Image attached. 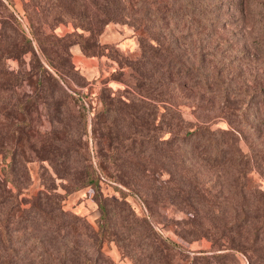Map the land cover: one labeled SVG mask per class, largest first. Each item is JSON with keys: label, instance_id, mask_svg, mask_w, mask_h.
I'll list each match as a JSON object with an SVG mask.
<instances>
[{"label": "trees", "instance_id": "obj_1", "mask_svg": "<svg viewBox=\"0 0 264 264\" xmlns=\"http://www.w3.org/2000/svg\"><path fill=\"white\" fill-rule=\"evenodd\" d=\"M22 2L13 10V0H0V154L6 165L0 175V264H116L102 251L106 240L116 241L138 264H179L180 250L153 230L148 217L138 219L126 200L104 196L102 177L134 188L150 209L166 200L196 212L188 218L193 229L183 232L215 236L225 247L251 239L249 229H240L249 218L254 222L251 214L264 201L263 188L247 186L253 170L264 178V75L244 70L242 77V53L238 49L240 57L231 56L216 34L228 30L223 2L243 14L248 0ZM256 16L251 25L259 38L245 46V58L253 61L264 55V14ZM121 20L144 26L147 35L140 37V55L128 63L129 78L119 79L125 87L100 91L95 169L85 114L79 121L71 116V129L61 117V107L77 104L69 89L82 76L70 48L79 44L88 56L102 54L98 36ZM70 22L74 32L57 34L61 23ZM192 30L205 40L196 47ZM220 43L222 57L216 53ZM10 59L18 61L17 68ZM249 76L258 89L250 90ZM178 102L193 104L197 119L186 120ZM216 116L226 120V128L212 127L209 119ZM45 121L50 127L43 128ZM75 124L83 131L79 127L76 133ZM35 161L42 166L47 161L67 181L66 190L93 187L101 213L98 230L64 208L66 195L57 191L53 173L40 169L44 188L27 194ZM201 167L217 172V180L208 184ZM164 173L166 180L160 177ZM256 195V201L250 199ZM198 212L203 215L196 220ZM186 257L185 264H216L212 257L224 264V254Z\"/></svg>", "mask_w": 264, "mask_h": 264}, {"label": "rangeland", "instance_id": "obj_2", "mask_svg": "<svg viewBox=\"0 0 264 264\" xmlns=\"http://www.w3.org/2000/svg\"><path fill=\"white\" fill-rule=\"evenodd\" d=\"M13 1L14 5L13 3L10 5L11 9L14 10L15 7H17V9L22 8V0ZM232 1L236 2L237 0ZM223 4L224 10L221 18L226 19L228 30L218 31V33H216L221 36L219 42L226 44L227 48H225V51L230 53L231 56L235 55L236 59L240 57L238 55V49L239 52L242 53L241 59H243V68H241L242 73H240L242 74V77L245 76L244 70H252L253 75H264L263 54L257 56V60L254 61L251 60V57L245 58V46L250 42L255 44L259 38V35L256 33V30L251 23L253 21L252 19L257 18L256 15L258 12L264 14V0H248L246 10L243 14L234 10L231 6L232 4L227 2H223ZM135 11L139 10L136 8ZM128 21L129 20L111 22L105 26L103 32L98 36V40L102 45V54L100 55H86L79 44H73L70 48L74 66L82 76L74 78L72 82V88L74 91L69 89V91H71V93L78 98L77 104H72L69 109L67 107L66 109L61 107V117L64 124L69 121L71 129L73 123L71 116L72 118L77 116L79 121L83 114H85L87 124L86 136H88L89 152L91 156L90 163H92L95 169H97L99 165V146L97 144L94 125H96V112L101 107V101L99 98L100 91L103 86L107 85L113 87L114 89H123L125 87L124 83L119 79L129 78V73L132 70H130L128 63L135 62L136 58L140 55V37L143 36L146 38L147 35L144 26H134L130 21ZM256 26H260V23H257ZM190 28H192V25ZM75 30L76 29L71 22L61 23L56 28V32L60 36L71 34ZM182 31L185 30L182 29ZM191 34V41L195 47L198 45L199 40H204L202 33H197L195 30H192ZM218 46L220 48L216 46V49L219 50L216 53H220V56L222 57L221 53H224V50L220 49H222L223 46H221V43L218 44ZM39 52L40 50H38V53ZM40 56L42 57L41 54ZM26 61H30V55L27 56ZM248 61L250 62L248 63ZM8 62L10 63L11 68H17L19 65L18 61L14 59H10ZM255 68H257L258 71H256ZM133 74L136 77L141 78L139 72L133 71ZM231 74L232 73H230V76ZM246 81L248 82V85L251 86L250 90L258 89V87H252L256 85L252 76H249ZM64 86L67 87L66 84H64ZM211 97H213V102L216 104L215 97ZM178 105L186 120L195 121L197 119V113L199 114V112L195 109L193 104L178 102ZM209 115L212 116L214 114L209 113ZM209 120L213 128H226L228 125L222 116H216L215 118L212 117ZM45 122L46 124L43 128L50 127L49 123L47 121ZM79 127L80 132L83 131L81 126L75 124L73 129L76 133H78ZM9 159L10 158H7V160ZM4 160L3 154H0V175L3 177L4 166H6ZM42 165L43 164L39 161H35L30 164L32 170V184L26 191L30 196L36 195L44 188L41 184V176L39 175L40 169L47 171L48 173L51 172L54 177H57L52 166H50L47 161H45V166ZM112 166L113 168L115 167L114 165ZM199 171L208 184L217 180V172L210 167H201ZM160 177L163 180H166L169 175L164 173ZM55 180L56 182H54V185H56L57 191L66 195L64 208L87 218L88 221L98 230L101 213L99 205L95 200L93 187L84 186L79 189L69 191L64 188V185L67 184L66 180L59 177ZM247 184L248 187L255 188L256 186H259L264 190V178L260 176L256 170L249 173ZM8 186L11 187L12 185L9 184ZM100 187L104 196L126 200L132 207V210L135 212L138 219L148 217L153 230L161 237L170 241L172 244H175V247L180 250L179 256L182 258H180L178 262L179 264L186 263V256H193L197 254H224V257L220 259V261L224 264H264V228H260V221L262 220L261 217L264 215V201L262 205L260 204V208L253 211L251 214L254 222H252L248 217L250 223L248 222L240 229L241 232H244L245 229H249L251 231V239L242 237L241 240L234 242L235 245L228 244L227 247H225L227 242H224L223 239L217 240L215 236L196 237L193 233L183 232L185 230L193 229L188 223V218H191L196 214L194 211L190 212L189 210L181 208L171 201L166 200L153 203L150 209L148 204L144 202L143 198L134 188L126 187L118 182L115 183L112 180L105 179L103 177L100 181ZM256 198L257 195L250 196V199L253 201H256ZM208 212L209 214H212V211ZM200 215L203 214L198 212V216H195L194 218L198 220ZM177 221H180L181 224H176ZM205 227L209 228V225H205ZM252 228L255 229L252 230ZM154 235L156 236V234ZM150 240L152 241L153 246L156 245V241H153V239ZM178 249L174 250L177 251ZM102 251L111 257L116 264H138L137 260L133 256L126 254L116 241L106 240L103 244ZM211 259L213 263L218 264L216 257H212Z\"/></svg>", "mask_w": 264, "mask_h": 264}]
</instances>
